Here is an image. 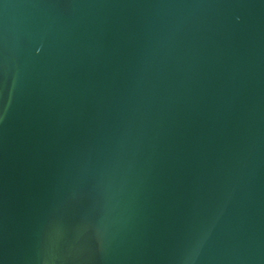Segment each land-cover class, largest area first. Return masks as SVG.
<instances>
[{
    "label": "water",
    "instance_id": "obj_1",
    "mask_svg": "<svg viewBox=\"0 0 264 264\" xmlns=\"http://www.w3.org/2000/svg\"><path fill=\"white\" fill-rule=\"evenodd\" d=\"M0 264H264V0H0Z\"/></svg>",
    "mask_w": 264,
    "mask_h": 264
}]
</instances>
